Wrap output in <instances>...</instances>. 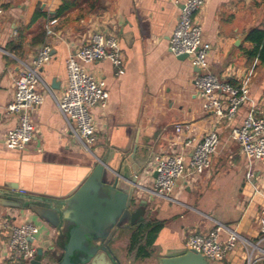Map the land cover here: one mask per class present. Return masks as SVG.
Returning a JSON list of instances; mask_svg holds the SVG:
<instances>
[{
    "label": "crops",
    "instance_id": "1",
    "mask_svg": "<svg viewBox=\"0 0 264 264\" xmlns=\"http://www.w3.org/2000/svg\"><path fill=\"white\" fill-rule=\"evenodd\" d=\"M82 1V0H81ZM56 18L55 35L48 39L51 59L40 71L50 93L31 111L35 125L32 142L22 151L9 150L3 138L18 122L8 115L14 82L25 65L31 64L44 41L41 34L50 14L60 0H0L4 16L0 26V192L3 199H49L66 196L82 185L97 165L96 159L78 146L67 132L56 109L66 84L65 61L72 52L89 41L95 30L118 37L123 56L119 76L109 61L82 64L83 69L108 93L106 107H95L90 114L97 128L95 157L105 158L115 168L113 152L135 144L139 160L147 154L172 153L181 149V139L199 142L214 127L219 144L210 157L209 168L193 180L181 178L167 198H154L136 191L147 202L151 220L163 223L150 257L135 258L127 248L136 227L128 226L111 245L117 264H158L161 254L182 249L190 234H204L217 223L234 230L240 237L235 249L222 264H242V241L258 238L257 216L264 195V167L252 162L254 179L245 178L247 160L230 137L232 127L242 124L249 105L236 113L233 121L215 123L213 116L200 108L194 80L197 75L189 60H179L168 51L169 39L176 26L180 4L187 0H98L87 13L85 2ZM66 20V23L62 22ZM200 27L202 41L210 46L209 70L221 80L239 85L253 64L249 87L250 100L264 104V64L249 60L248 52L256 45L248 41L253 30L264 31L262 0H206L193 15ZM187 125L188 131L176 133ZM144 147V148H143ZM150 167L138 182L146 189L153 184ZM8 215L12 225L25 223L37 227V248L54 238V232L24 207L0 206V216ZM226 234H220L224 241ZM8 235L0 230V264H6Z\"/></svg>",
    "mask_w": 264,
    "mask_h": 264
},
{
    "label": "built area",
    "instance_id": "2",
    "mask_svg": "<svg viewBox=\"0 0 264 264\" xmlns=\"http://www.w3.org/2000/svg\"><path fill=\"white\" fill-rule=\"evenodd\" d=\"M205 2L206 0H187L180 4L174 1V5L179 7V16L169 39L168 51L177 58L186 55L191 67L197 70L194 86L200 108L204 113L213 116L215 123H231L238 110L244 105H249L242 124L232 127L229 137L238 145L247 160L245 178L252 182V162L264 167V104L259 108L249 97L255 64L246 70L239 85L221 80L210 72L207 62L210 46L202 41L201 29L192 21L193 15L201 10ZM3 16L4 10L0 2V26ZM57 21L56 18L47 19L44 41L38 47L34 60L25 65L14 82L12 100L5 108L8 115L18 116L17 125L6 132L3 138V143L9 150L22 151L34 139L36 129L31 111L42 104L45 94L50 93L40 71L51 59V45L48 39L55 35L53 28ZM118 40L114 34L95 30L87 43L72 49L65 61L66 84L60 97L55 100L56 109L64 120L67 132L78 146L92 155L98 163L100 159L95 157L97 128L90 110L95 107L104 109L108 93L103 84L94 80L83 69L82 64L107 60L115 75L119 76L123 71V56ZM188 130L187 125H179L175 131L182 133ZM180 144L181 149L178 151L152 155L149 167L156 173V177L151 188L146 189L148 195L165 199L173 191L177 180H193L204 173L209 168L210 157L218 147L219 136L212 127L199 142L187 137L181 139ZM257 224V240L253 243L241 240L244 264H264V195ZM0 230L8 235L6 264H31L37 252V227L30 223L12 225L8 221V215H3L0 216ZM221 233L226 234L224 241L220 240ZM238 241L240 237L234 230L217 223L214 229L204 234H190L184 248L204 256L210 263H219L235 249Z\"/></svg>",
    "mask_w": 264,
    "mask_h": 264
},
{
    "label": "water",
    "instance_id": "3",
    "mask_svg": "<svg viewBox=\"0 0 264 264\" xmlns=\"http://www.w3.org/2000/svg\"><path fill=\"white\" fill-rule=\"evenodd\" d=\"M186 58V55L178 57L179 60ZM141 147L135 144L113 152L115 168H111L105 158H99L100 162L85 182L66 196L25 203L24 200L3 199L4 194L0 192V206L21 204L54 232L53 239L37 248L31 264H117L111 245L122 230L139 224L148 209L146 200L137 199L135 192L147 194L146 188L138 182L153 154L135 160ZM158 264L210 262L198 253L186 251L183 246L161 254Z\"/></svg>",
    "mask_w": 264,
    "mask_h": 264
},
{
    "label": "trees",
    "instance_id": "4",
    "mask_svg": "<svg viewBox=\"0 0 264 264\" xmlns=\"http://www.w3.org/2000/svg\"><path fill=\"white\" fill-rule=\"evenodd\" d=\"M83 1V0H82ZM81 0H60V6L58 9L50 14L49 18H62L65 14L76 8ZM98 0H86L84 10L89 13L96 8ZM264 3V0H262ZM66 23V20L62 22ZM44 37V33L41 34V39ZM248 41L254 43V46L251 51L248 52V59L253 61L258 60L261 64H264V31L253 30L248 35ZM163 223L159 221L151 220L148 216H145L143 220L137 224L134 234L130 237L129 246L127 252L129 255H133L135 258L146 259L150 257L152 253V246L154 245L155 239L158 232L162 228ZM225 260V259H224ZM223 260V261H224ZM222 261V262H223ZM211 263V264H222ZM244 264V262L242 263Z\"/></svg>",
    "mask_w": 264,
    "mask_h": 264
},
{
    "label": "rangeland",
    "instance_id": "5",
    "mask_svg": "<svg viewBox=\"0 0 264 264\" xmlns=\"http://www.w3.org/2000/svg\"><path fill=\"white\" fill-rule=\"evenodd\" d=\"M146 216H148V215H146ZM211 264V263H210Z\"/></svg>",
    "mask_w": 264,
    "mask_h": 264
}]
</instances>
